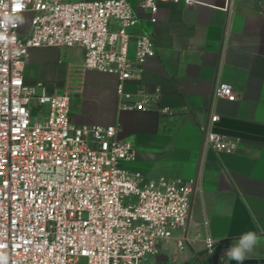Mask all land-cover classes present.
Returning a JSON list of instances; mask_svg holds the SVG:
<instances>
[{
	"label": "built area",
	"instance_id": "obj_1",
	"mask_svg": "<svg viewBox=\"0 0 264 264\" xmlns=\"http://www.w3.org/2000/svg\"><path fill=\"white\" fill-rule=\"evenodd\" d=\"M159 1L22 0L17 15L32 12L30 32L8 27L11 42L0 43V251L9 264H145L185 232L198 178L146 179L130 166L136 148L118 136L120 125L75 124L68 90L24 76L30 49L78 48L84 70L115 75L118 93L136 96L125 109L156 108L145 88L133 94L126 84L140 82L156 54L151 34L132 30ZM12 8L13 0H0V16ZM214 95L239 99L223 80ZM219 120L211 114L205 150L236 152L238 142L214 129ZM185 241V233L177 237L179 247ZM206 245L211 251L215 242L206 237Z\"/></svg>",
	"mask_w": 264,
	"mask_h": 264
},
{
	"label": "crops",
	"instance_id": "obj_2",
	"mask_svg": "<svg viewBox=\"0 0 264 264\" xmlns=\"http://www.w3.org/2000/svg\"><path fill=\"white\" fill-rule=\"evenodd\" d=\"M137 6L138 0H130ZM162 0L153 14L140 12L132 31L150 33L156 50L147 60L139 87L156 108L130 110L117 91V77L82 68L78 48H32L24 70L28 84L46 83L72 94L71 117L78 125L118 124V136L131 140V167L146 179L198 178L191 199L184 246L175 235L145 264H230L223 251L247 231L261 242L248 258H264V0ZM31 13L32 17V12ZM31 21L20 25L28 34ZM134 44L131 56H134ZM87 77L102 78L85 83ZM231 83L239 99L216 98L218 81ZM158 108H168L161 114ZM216 131L238 142L236 152L204 148L211 114ZM206 237L214 240L210 251Z\"/></svg>",
	"mask_w": 264,
	"mask_h": 264
},
{
	"label": "clouds",
	"instance_id": "obj_3",
	"mask_svg": "<svg viewBox=\"0 0 264 264\" xmlns=\"http://www.w3.org/2000/svg\"><path fill=\"white\" fill-rule=\"evenodd\" d=\"M22 10V0H13L12 11L4 12L0 16V26L4 28L0 31V43H10L11 40L7 35V28H16L19 25L26 23L23 16L17 15ZM261 242V236L255 231H247L240 236L236 237L232 243L224 249L223 256H226L231 261H235L236 264H244L248 258V253ZM0 264H9V256L6 252L0 251Z\"/></svg>",
	"mask_w": 264,
	"mask_h": 264
},
{
	"label": "rangeland",
	"instance_id": "obj_4",
	"mask_svg": "<svg viewBox=\"0 0 264 264\" xmlns=\"http://www.w3.org/2000/svg\"><path fill=\"white\" fill-rule=\"evenodd\" d=\"M21 16H23L25 18V20H26V23L25 24H27L29 21H31V13L26 12V13H24ZM93 71H96V70H93ZM96 80L99 81V80H106V79H102V78H98V77L97 78H95V77H87L85 79V83L88 86L89 83H92V82H94Z\"/></svg>",
	"mask_w": 264,
	"mask_h": 264
},
{
	"label": "water",
	"instance_id": "obj_5",
	"mask_svg": "<svg viewBox=\"0 0 264 264\" xmlns=\"http://www.w3.org/2000/svg\"><path fill=\"white\" fill-rule=\"evenodd\" d=\"M230 264H236L235 261H230ZM244 264H264V258L258 259V258H247L244 262Z\"/></svg>",
	"mask_w": 264,
	"mask_h": 264
}]
</instances>
